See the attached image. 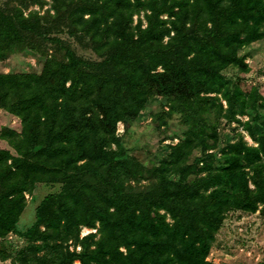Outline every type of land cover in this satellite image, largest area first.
<instances>
[{
  "label": "trees",
  "instance_id": "16d2710c",
  "mask_svg": "<svg viewBox=\"0 0 264 264\" xmlns=\"http://www.w3.org/2000/svg\"><path fill=\"white\" fill-rule=\"evenodd\" d=\"M65 3L66 34L97 60L53 38L62 29L37 12L0 7V61L24 49L44 57L41 70L0 72V110L23 126L7 132L17 155L0 152V238L16 233L26 194L50 176L61 194L38 208L18 264H210L229 212L264 214V115L261 136L249 127L257 147L227 141L215 152L224 101L264 110L257 90L232 91L224 74L248 72L241 52L264 41V0ZM149 109L161 120L180 116L186 138L150 171L158 187L131 194L126 182L143 173L117 130ZM194 148L201 153L187 166ZM83 228L97 233L82 239Z\"/></svg>",
  "mask_w": 264,
  "mask_h": 264
},
{
  "label": "rangeland",
  "instance_id": "374dc122",
  "mask_svg": "<svg viewBox=\"0 0 264 264\" xmlns=\"http://www.w3.org/2000/svg\"><path fill=\"white\" fill-rule=\"evenodd\" d=\"M65 4V0H0V7L20 8L26 17L32 12H37L46 18L55 30L62 29L61 32L57 31L53 34V38H60L66 45H71L73 51L80 57L97 60L98 56L92 50L86 49L83 44L67 35L69 34L67 28L69 23L63 17L66 11H58L59 8L65 7ZM138 20L139 17H136L135 24ZM241 53L246 56L245 63L248 65V72L243 73L235 68L224 72L226 78L233 83L232 91L239 83L244 91L254 89L264 97V41L245 48ZM59 57H62V54ZM43 60L44 57L38 52L27 49L15 50L7 60L0 61V72L9 74L38 71L41 70ZM160 103L161 100L158 99L154 105L159 107ZM223 104L224 119L227 124L221 125L218 130L222 143L215 152L220 153L223 144L227 141L234 143L245 141L249 146L257 147L249 127L254 129L255 137L263 134L261 123L264 110L254 109L250 105L247 108L238 104L232 107L225 101ZM151 110L153 109L145 112L140 120L132 122L129 131L122 123L119 124L117 130V135L122 138L130 159L140 166L139 170L143 173L139 179H130L126 182V190L131 194L148 193L158 187L157 179L151 175L150 171L168 156V151L165 149L167 145H180L186 138L187 127L184 126L180 116L173 115L171 118L169 116L161 120L155 117ZM22 129V122L18 117L5 110H0V152L9 150L15 156L17 155L15 145L19 141L8 133L13 131L21 134ZM200 153L196 148L190 150L185 164L193 165ZM101 181L102 178L95 177V180L91 182L98 184ZM62 187L60 182L53 181L49 176L44 177L30 193L26 194L27 206L20 217L16 233L10 234L5 239L0 238V264H18L19 254L30 244L24 235L36 223L38 208L48 197L61 194ZM95 233L97 230L83 228L81 238L84 239ZM64 245L66 248L70 247L71 251L76 250L72 241ZM77 251L81 252L82 247L79 246ZM6 256L10 258L4 260ZM208 262L210 264H264V214L261 211L257 213L229 212L221 230L211 244Z\"/></svg>",
  "mask_w": 264,
  "mask_h": 264
}]
</instances>
